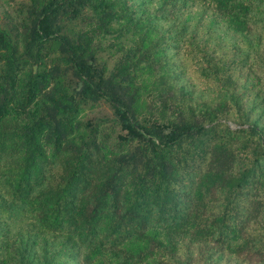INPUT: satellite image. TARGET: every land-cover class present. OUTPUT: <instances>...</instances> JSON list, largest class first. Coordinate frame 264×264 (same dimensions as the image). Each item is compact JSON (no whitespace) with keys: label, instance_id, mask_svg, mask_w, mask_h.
I'll return each instance as SVG.
<instances>
[{"label":"trees","instance_id":"16d2710c","mask_svg":"<svg viewBox=\"0 0 264 264\" xmlns=\"http://www.w3.org/2000/svg\"><path fill=\"white\" fill-rule=\"evenodd\" d=\"M0 1V222L26 228L0 233V264H264V96L244 74L264 0H197V21L183 0L156 39L152 0ZM145 92L173 116L139 117Z\"/></svg>","mask_w":264,"mask_h":264},{"label":"rangeland","instance_id":"374dc122","mask_svg":"<svg viewBox=\"0 0 264 264\" xmlns=\"http://www.w3.org/2000/svg\"><path fill=\"white\" fill-rule=\"evenodd\" d=\"M144 1L146 2V0ZM182 1L183 0H172L171 5L173 6V13L170 12L169 13L170 15L168 14L165 15V12H164L165 10L162 7L164 4V0H152L151 2L146 3V6L143 7L144 16L147 18L150 15L153 19L156 20L155 23L156 22L158 23L157 25L158 34H154L151 38L156 39L157 37H162L163 33L167 32V30L170 28V25H171L170 19L172 18L173 20L174 18L181 16V11L185 8V5H183ZM189 4L192 5V7H190L189 9V13L193 15L196 21L199 20V17L201 16V13H202L201 11L202 6L200 2L195 0V1H190ZM5 8H6V5H4L2 1H0V14ZM195 19H194V22H195ZM205 22H206V19L203 20V23ZM85 25L87 29H91L93 31L91 24L90 26L89 24H85ZM74 27H75V24H74ZM140 35H141V32L138 31L137 33H129L128 37H131V39L133 40H138ZM99 42L102 44V48H107V45L111 44L113 42V39L112 37H106V38H102L101 41ZM261 45H262L261 48H264V40L262 41ZM170 53L172 54L171 62L173 64L171 65V67L179 71L178 67H181L183 65L182 55L176 50H173ZM258 60H260L259 67L258 68L248 67L247 70L244 71V74L245 75L249 74L250 76H253V77L254 76L260 77L259 87H261V90H262L261 93H263V96H264V56L263 58L258 57ZM114 62H115L114 59H110L108 60V65L112 67ZM178 77L181 83L183 84L187 83L188 85H193L195 83V80L193 79L194 77L190 76L189 74L180 75V71H179ZM191 89L196 90V87L191 88ZM138 115L139 117L145 116V118L149 120L156 119L158 121H163L165 119H170L173 116V112L171 109H169V105H164L158 99L149 98L145 92L141 96V99L138 104ZM83 116L85 119L88 118V119H108L110 120L112 119V110L107 104H94V105H90L89 107H87V109L83 113ZM228 125H230L233 128L237 127V123H235L234 121H229ZM263 125H264V120H263ZM105 130L107 132V135H110V136L115 135L116 129L110 123L106 124ZM25 231H26L25 226L17 225L15 227L12 224L10 225V224H4L0 222V233L7 234V241H5L6 243H4L5 248L10 247L11 244L14 242V240H16L17 238L23 237L24 235H26ZM39 241H42V238H39ZM178 257L182 258L181 254L178 255ZM172 259L173 258L168 256L166 257L164 262L166 264H169L170 262H172ZM182 259L186 261L188 259V256ZM80 260H81L80 258H77L76 262L73 261V262H70L69 264H77V262L78 261L80 262ZM178 264H182V262L180 261V263ZM189 264H204V262L201 259H199L198 256L195 255L189 258ZM212 264H238V262L235 258H232L231 256H229L227 252H225V253H222V255L218 253L217 256L214 258V263Z\"/></svg>","mask_w":264,"mask_h":264}]
</instances>
